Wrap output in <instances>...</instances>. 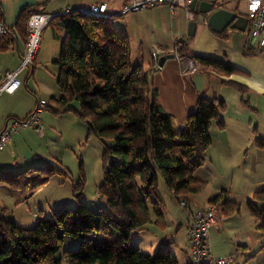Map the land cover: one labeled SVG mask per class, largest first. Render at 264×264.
<instances>
[{
	"label": "trees",
	"instance_id": "1",
	"mask_svg": "<svg viewBox=\"0 0 264 264\" xmlns=\"http://www.w3.org/2000/svg\"><path fill=\"white\" fill-rule=\"evenodd\" d=\"M44 7L46 4L26 6L15 20L14 28L25 46L28 21L33 14H43ZM122 17H89L74 9L69 14L55 15L47 24L60 42L54 61L59 68V95L51 97L45 110L56 116L72 112L87 126V139L80 148L91 138L101 143L103 178L98 191L108 210L99 205L92 209L83 202L86 177L81 161L79 179L71 180L77 205L74 210L63 207L52 221L37 220L34 227L22 228L11 217L4 216L5 208L0 209V264H179L174 254L163 247L166 241L150 255L133 247L131 237L135 232L146 231L150 224L165 229L160 183L179 204H187V196L205 189L207 183L194 174L205 163L212 124L223 125L220 118L226 104L215 92H200L185 126L178 127L175 118L163 108L152 83V76L159 69L158 61L153 55L149 63L134 64L128 35L112 26V21ZM216 35L225 39L226 31ZM9 39H0V50L7 49ZM176 43V55L185 56L187 40ZM260 52L262 49L248 44L243 49L244 56ZM36 57L32 70L37 65ZM189 58L203 73L241 74L224 62L197 55ZM220 83L242 94L246 92L241 84L222 80ZM74 102L79 104L78 109L73 108ZM241 105L249 107L244 99ZM257 144L262 147L264 141L257 139ZM67 173L52 164L0 171V186L18 190L28 200L53 177L67 180ZM257 202L263 203V207L258 208ZM207 204H218L217 215L223 219L240 213V205L231 201L224 189ZM247 206L257 230L264 233V187L253 193ZM66 237L79 239V244L75 250L59 255ZM169 243L174 245L172 239ZM189 252L191 260L186 264H195L190 247ZM209 254L214 258L210 248Z\"/></svg>",
	"mask_w": 264,
	"mask_h": 264
},
{
	"label": "crops",
	"instance_id": "2",
	"mask_svg": "<svg viewBox=\"0 0 264 264\" xmlns=\"http://www.w3.org/2000/svg\"><path fill=\"white\" fill-rule=\"evenodd\" d=\"M95 1L89 0L83 5L66 6L76 9ZM55 2L56 0H0L3 12L2 21L9 26V31L3 37L1 36L0 39L10 38L7 49L0 50V71L2 74L18 69L25 53L24 41L14 28L15 20L20 10L26 6L46 4L44 13L56 15L62 9L56 10L54 7ZM189 4L187 9L190 11ZM223 7L235 13L241 10L233 2L224 3ZM157 8H165L169 12V17L167 19L162 18L161 21L166 25L170 39H165L162 44L154 45L150 59L145 58L141 54L137 62L149 63L153 55L156 61L161 56L169 54H173L174 57L166 59L162 67L154 73L152 76L153 85H158L159 78L167 77L170 80L173 76H177V70L179 69L180 76H191L190 79L195 84V95L188 105L184 104L186 115L190 113L188 111L191 107L194 108L196 96L200 92H206L207 94L215 92L226 104V111L220 118L223 125L220 127L216 122L212 124L210 129L211 145L207 150L205 163L194 174L196 178L205 181L207 185L202 192L187 196V201L191 203V206H188L187 203V209L194 210L195 205H197L195 206L196 209L208 206V201L223 189L228 191L229 198L233 202H237L235 200L237 196H243L248 201L255 191L264 187V175L259 177L258 174H252L244 169L250 165L258 166L264 164V145L260 147L257 144V139L264 141V49L254 56H244L243 49L247 45L246 31L239 32L228 28L225 30V39H220L209 27L206 19L198 20L194 34L188 39L187 25L195 17L188 15L185 7H178L174 12L170 11L169 7L165 5H159L147 10L150 11ZM239 12L242 13L241 11ZM124 32L127 34V31ZM179 36L185 37L188 42V52L182 57L176 55L177 47H175V43ZM59 48L60 42L53 37V32L47 25L41 32L40 45L36 54V67L32 70L33 66L31 67L30 65L21 71L19 74V78L22 81L21 87L13 94L4 93L0 98V130L13 119H25L36 106L39 99H47L49 102L51 97L59 95L56 84L59 68L54 63L59 53ZM191 55L224 62L241 71V74L223 76L215 72H200L197 70V63L189 58ZM174 62L178 63V69H176L177 66ZM221 80L241 84L246 88L245 94L240 93L230 85L221 84ZM156 85L154 87L158 91L159 100L163 108L175 118L176 115L163 104L161 98L162 90ZM241 99L246 100L249 107L242 106ZM72 106L74 109L79 108L77 102H74ZM40 118V133L33 129H24L10 138L3 149L7 150L8 157L5 161L0 162V171H21L42 162L56 166L59 164L63 165L64 162L60 160L61 151L65 152L68 148H74L73 153L79 152L80 156L85 159L89 156L93 167L94 177L91 185L86 180L85 188L82 192L83 200L85 202L98 203L96 200L98 199L104 203L98 191L102 181V175L98 172L101 165V151L96 152L90 147L91 145L87 149L85 147L80 148V145L87 139V126L72 112L56 116L49 110H45ZM64 156L68 157L69 155L65 154ZM218 165L227 168L234 167L231 173H234L233 178L239 187L237 190L233 187V184L228 182L224 171L219 169ZM209 168H214V173L211 176H209ZM239 170H245V172L239 176ZM235 173H238V178ZM217 178L224 179L220 187L213 185ZM61 183L63 182L61 181ZM45 187H42V189ZM161 187L163 188V185L160 183L159 191ZM66 202L57 203L55 208L63 206ZM11 204L13 203L11 202ZM169 212L173 215L172 208L164 203L165 229L163 231L169 228V222L173 220L171 216H168ZM34 216H36V221L40 219L39 215L35 214ZM14 219L17 221L16 216H14ZM186 219L188 223V210ZM154 220L152 218V223ZM180 227L178 226L177 230H180ZM186 230H188V225ZM184 238L185 240H177V242L172 239L173 248L178 250V253L175 252L174 256L179 264H186L191 260L187 232ZM243 246L246 248V245Z\"/></svg>",
	"mask_w": 264,
	"mask_h": 264
},
{
	"label": "rangeland",
	"instance_id": "3",
	"mask_svg": "<svg viewBox=\"0 0 264 264\" xmlns=\"http://www.w3.org/2000/svg\"><path fill=\"white\" fill-rule=\"evenodd\" d=\"M115 1L116 0L110 1V14L119 12L123 7V5H118ZM87 2H89V0H56L54 7L57 10L63 9L66 5L77 6L78 4L83 5ZM167 11L168 10L165 8H157L150 11L144 10L135 14L128 13L124 15L122 19L112 21L113 27L117 28L119 31H127L132 51V61L134 64L137 62V59L141 57V54H143L145 58L150 59L153 46L158 45V43L162 44L165 39H170V35L167 34L166 25L161 21L162 18L167 19L169 17V12ZM187 38L190 39V37ZM184 39L185 37L179 36L176 40L179 42V40L183 41ZM174 63L177 66L176 69H178V63ZM190 77L191 76L189 75H185V77L180 76L178 69L177 76H173L170 80L167 77L159 78L158 85L155 84L162 90L161 98L163 104L176 115L175 120L178 127L185 126V120L188 115L184 112V104L188 105L189 101L195 95V84L192 83ZM46 100L47 99H45V101ZM193 110L194 108L191 107L188 112H192ZM110 143L112 142L110 141ZM89 146L96 152L102 151L101 143L95 138L89 139L85 148L87 149ZM73 149L68 148L65 152L61 151L60 160L61 162H64V164L57 165V167L61 168L63 171H68V179L64 180V177L62 176L53 177L51 181L44 185L46 186L44 189L41 188V191L34 194L30 199L24 200L18 190L10 189L7 186H0V209L5 208L4 216L6 218L11 217L18 226L22 228H32L37 222L36 216H34L35 214L39 215L40 219L38 220L52 221L54 214L61 208L67 207L74 210L77 205L72 194L71 180L76 182L79 179L81 161L89 185H91L94 176L90 157L88 156L85 159L80 156L79 152L73 153ZM65 154L69 156L65 157ZM7 157V150H1L0 162L5 161ZM46 164L50 163H36L33 166H45ZM218 167L224 171L228 182L233 184V187L237 190L239 187L236 185V181L233 178L234 173H231L234 170V167L227 168L221 167V165H218ZM244 169L252 174H258L259 177L264 175V164L258 166L250 165ZM245 170H239V176H241ZM98 172L100 175L103 174L101 165L99 166ZM213 173L214 168H209V176ZM235 174L238 178V173ZM63 180L65 183H61ZM223 182L224 179L221 180V178H217L213 185L220 187ZM159 192L161 194V200L166 203L168 207L172 208L173 215L170 214V212L168 215L173 218V220L169 222V228L163 231L154 224H150L146 231L135 232L131 237V243L132 246L138 248L142 254L154 255L161 246L160 244L163 241H166L163 247L165 250L169 249L171 252H174L173 254L175 255V252L178 253V250L174 249V246H171L169 242L171 239L175 242H177V240H185L184 236L187 232L186 229L188 225L186 219L188 209L179 204L167 192L164 186L163 188L161 187ZM96 200L98 203L85 202L84 200L83 202L92 209L97 208L96 206L99 205L103 207L105 211L108 210L104 198V203H102V200ZM235 200L237 201L236 203L240 205V213L224 218L219 223L218 227L210 231L208 236L210 252L214 258H223L232 255L235 259V264H264V233L257 230V223L255 222V218L250 215L245 197L237 196L235 197ZM61 201L67 202L63 206L55 208L56 204ZM11 202L13 204H11ZM187 203L188 206H191L189 201H187ZM256 205L258 208L263 207V203L257 202ZM195 206L194 210H197ZM194 210L191 209V211ZM14 216H16L17 221L14 219ZM152 217L154 218L153 214ZM178 226H181L180 230H177ZM78 244L79 239L66 237L59 255L64 251L75 250ZM243 245H246V248L238 247Z\"/></svg>",
	"mask_w": 264,
	"mask_h": 264
},
{
	"label": "built area",
	"instance_id": "4",
	"mask_svg": "<svg viewBox=\"0 0 264 264\" xmlns=\"http://www.w3.org/2000/svg\"><path fill=\"white\" fill-rule=\"evenodd\" d=\"M111 0H96L87 6H81L75 9L76 12L89 17H105L110 15ZM193 0H116L118 5H123L119 12L114 15L124 16L128 13H135L154 8L159 5L168 6L170 11L174 12L178 7L187 9L188 3ZM211 1V0H198ZM215 9L224 8L223 4L227 2L236 3L248 19L246 33L247 44L256 49H264V0H214ZM73 8L64 7L58 14H69ZM188 15L194 17V13L187 9ZM53 14H33L28 21V39L25 46V53L18 69L2 74L0 71V98L4 93H15L22 84L19 74L30 66L38 52L42 30L48 22L54 17ZM9 31V26L0 21V37ZM47 101V100H46ZM45 99H39L36 106L29 115L22 120L13 119L0 130V150H3L10 138L21 130L33 129L41 132V114L45 111L48 104ZM183 207L187 204L181 203ZM219 205H208L188 213L187 237L190 240V249L195 264H234L232 255L223 258H212L209 254L208 236L212 229L219 226L223 217L217 215Z\"/></svg>",
	"mask_w": 264,
	"mask_h": 264
},
{
	"label": "water",
	"instance_id": "5",
	"mask_svg": "<svg viewBox=\"0 0 264 264\" xmlns=\"http://www.w3.org/2000/svg\"><path fill=\"white\" fill-rule=\"evenodd\" d=\"M215 1L193 0L189 4V9L194 13L195 19L190 20L187 25V36L194 34L199 19H206L207 24L215 33H222L230 28L239 32H245L248 19L246 16L232 12L225 8L215 9ZM186 42L179 40V43ZM173 54L161 56L158 59V68L162 67L166 59L173 58Z\"/></svg>",
	"mask_w": 264,
	"mask_h": 264
}]
</instances>
